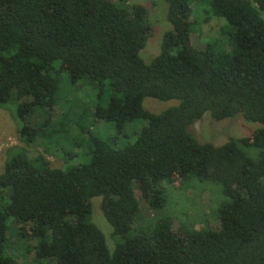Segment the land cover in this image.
<instances>
[{
  "label": "trees",
  "instance_id": "1",
  "mask_svg": "<svg viewBox=\"0 0 264 264\" xmlns=\"http://www.w3.org/2000/svg\"><path fill=\"white\" fill-rule=\"evenodd\" d=\"M199 1L201 9L167 0L170 29L145 63L148 14L128 0H0V108L16 95L24 145L8 152L0 173V264H18L10 220L35 241L31 264H264V0ZM212 17L222 22L216 36L195 48L192 25ZM63 75L71 87L93 89V109H83L93 129L79 124L70 140L80 154L66 157L80 160L54 168L44 156L28 158L26 147L43 135ZM146 98L177 105L154 114L143 108ZM36 110L47 112L40 124L30 119ZM68 113L55 133L63 138L76 116ZM206 113L261 127L219 146L201 143L190 128ZM136 121L143 126L133 142L114 147ZM99 123L113 129L108 140ZM189 179L220 186L218 229L174 231L168 217L135 223V186L156 214L166 203L162 184ZM94 198L112 229V251L91 219Z\"/></svg>",
  "mask_w": 264,
  "mask_h": 264
},
{
  "label": "rangeland",
  "instance_id": "2",
  "mask_svg": "<svg viewBox=\"0 0 264 264\" xmlns=\"http://www.w3.org/2000/svg\"><path fill=\"white\" fill-rule=\"evenodd\" d=\"M128 2L130 5H139L147 11L151 33L144 49L140 52V56L145 63H149L159 53L162 34L170 29V25L166 19L167 0H128ZM197 2L200 1L194 0L193 3L196 4ZM196 7L197 9L202 8L200 3H197ZM260 16L264 21L263 12H260ZM221 25V20L214 17L210 18L206 23L200 21L197 25L193 24L191 33L192 45L198 49L203 48L206 43L213 40ZM108 95L102 94V106H106ZM58 99H60L58 105L51 112V116L43 128V135L37 137L26 148L28 158L35 159L38 156H44L52 167L63 168L65 166V159L69 163H76L80 160L76 156L72 160L66 157L70 156V152L73 156L80 154V151L74 147L70 139L78 135L79 124L83 127H89L91 130L93 129L88 115L83 113V109L91 112L95 97L93 89L90 86L87 84H77L71 87L67 81V76L63 75ZM15 103H17V98L16 95H13L11 103L6 107L7 109L0 108V173L7 160L8 152H11L14 148L24 146L20 140V131L23 123L17 118ZM142 105L146 111L157 114L176 106L177 101L161 102L146 98ZM69 111L77 117H72V121L74 122L68 128V139L58 135L61 129V117L69 114ZM46 117V110H36L30 119L33 124H40L46 120ZM75 118H78L76 123ZM98 126L102 127L100 137L103 140H108L113 135L112 128L107 129L101 123ZM142 126V121H136L127 126L124 130V136L120 137L112 145L120 148L129 142H133L135 133L139 132ZM260 127V124L245 122L240 115L216 121L212 119L209 113H206L201 120L191 126L190 132L201 143L219 146L226 143L229 138L247 137ZM55 133H58V135ZM243 151L247 156L253 159L256 158L257 152L253 149L243 148ZM162 186L166 189V203L156 214L148 207L137 186L134 187V194L140 207V212L135 222L137 225H143L155 217H168L173 219L172 229L174 231L181 226L195 230L218 229L217 211L226 202L225 197L221 194L219 185L189 179L172 184L171 186L166 184H162ZM91 204V219L106 237L107 247L112 251L114 246L111 239L112 229L101 212V199L94 198ZM9 224L11 225L8 234V246L11 255L18 264H31L33 256L31 250L35 241L30 237L28 227L13 223L12 220L9 221Z\"/></svg>",
  "mask_w": 264,
  "mask_h": 264
}]
</instances>
